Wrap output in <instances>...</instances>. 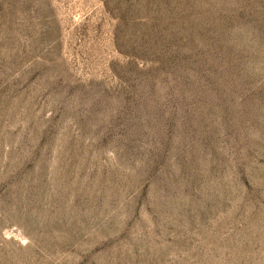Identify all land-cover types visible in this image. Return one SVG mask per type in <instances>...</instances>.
I'll return each instance as SVG.
<instances>
[{
	"label": "rangeland",
	"instance_id": "obj_1",
	"mask_svg": "<svg viewBox=\"0 0 264 264\" xmlns=\"http://www.w3.org/2000/svg\"><path fill=\"white\" fill-rule=\"evenodd\" d=\"M0 264H264V0H0Z\"/></svg>",
	"mask_w": 264,
	"mask_h": 264
}]
</instances>
